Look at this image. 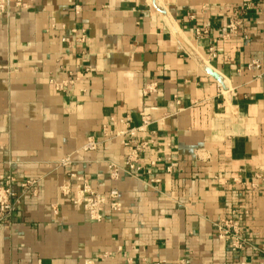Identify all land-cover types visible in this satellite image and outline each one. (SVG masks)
<instances>
[{
	"label": "crops",
	"instance_id": "0c3cea01",
	"mask_svg": "<svg viewBox=\"0 0 264 264\" xmlns=\"http://www.w3.org/2000/svg\"><path fill=\"white\" fill-rule=\"evenodd\" d=\"M29 3L0 17V176L36 182L14 186L0 264L263 263L264 0L237 17L243 0ZM235 17L240 32L225 38ZM143 113L157 189L109 168L126 150L106 135ZM70 175L117 190L121 210L91 220L70 201ZM243 211L252 247L233 253L214 226Z\"/></svg>",
	"mask_w": 264,
	"mask_h": 264
},
{
	"label": "built area",
	"instance_id": "2783aa9c",
	"mask_svg": "<svg viewBox=\"0 0 264 264\" xmlns=\"http://www.w3.org/2000/svg\"><path fill=\"white\" fill-rule=\"evenodd\" d=\"M32 0H0V17L8 16L11 13L12 7L16 9H27L29 2ZM255 0H243L240 10L237 12L236 17L248 13L252 9ZM233 18L229 24L228 33L225 38H229L240 32L241 20ZM203 31H197L200 35ZM249 68H261L259 63H252ZM153 91V87H149L147 92ZM146 92V93H147ZM130 119H126L128 123ZM152 125L150 115L143 113L141 115V125L134 129H129L125 133L116 135H106L108 139H114L123 137L122 146L126 150V156L122 168L115 165H111L109 168L112 170V178L117 179L119 173L122 171L131 178L141 181L152 189H157L161 180L158 178H148L152 175V168L161 161L150 162L149 166L144 161V155L155 144L154 139L142 138V134H146ZM98 143L94 139H89L84 146V150L92 151L97 148ZM167 174H171L176 167V161L173 158H167ZM70 160L65 159L61 162L62 167L70 165ZM70 179L76 181L75 195L71 197L70 201L73 205L82 207V209L88 214L89 218L93 221H102L103 212L107 207H110L112 211L118 212L121 210V203L119 200V193L117 190L111 191L108 195H102L92 189L89 182L81 177L70 175ZM19 185L24 191L32 190L35 193V181H20L18 182L12 176H0V224L8 223L13 218L21 201V196L15 191L14 186ZM69 186L63 190L65 195H69ZM247 216V212H235L231 217L222 220L215 224V231L218 239L226 242L229 249L233 253L244 252L248 247H252L250 241L245 236L244 218ZM261 264H264L261 263Z\"/></svg>",
	"mask_w": 264,
	"mask_h": 264
}]
</instances>
